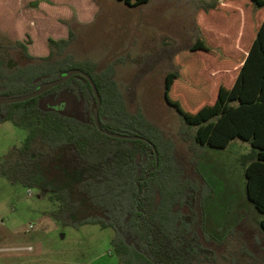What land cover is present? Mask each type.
<instances>
[{
	"label": "trees",
	"instance_id": "16d2710c",
	"mask_svg": "<svg viewBox=\"0 0 264 264\" xmlns=\"http://www.w3.org/2000/svg\"><path fill=\"white\" fill-rule=\"evenodd\" d=\"M149 1L123 2L138 6ZM199 9L204 14L199 22L193 18L194 40L170 55L164 94L179 112L183 135L193 147L224 149L237 137L249 142L252 150L241 156L245 194L261 214L258 225L264 233V0H222L221 4L214 0ZM223 10L230 11L224 14L226 18L220 15ZM245 29L251 31L248 41ZM73 38L72 31L66 38H48L45 56L29 53L22 40L7 46L0 41V95H24L41 82L79 69L91 77L101 98V129L93 118V90L82 73L36 97L0 105V123L9 120L28 129L21 144L13 148L15 159L0 163L1 172L7 173L22 158L32 159L39 152H61L63 158L55 167L62 176L72 167L86 175L75 188L50 197L58 202L55 217L71 221L66 215L78 208L71 199L76 192L87 203L83 211L90 212L72 221L73 225L113 228L111 244L120 264H200L211 253L207 243L215 240L204 226L210 185L197 163L194 176L186 172L172 139L159 127L140 110L127 109L114 78V62L98 70L96 61L77 60L65 53ZM4 47L15 51L23 62L8 67L1 51ZM216 65L237 67L230 84L217 85L209 77L207 72ZM101 130L142 138H115Z\"/></svg>",
	"mask_w": 264,
	"mask_h": 264
},
{
	"label": "rangeland",
	"instance_id": "374dc122",
	"mask_svg": "<svg viewBox=\"0 0 264 264\" xmlns=\"http://www.w3.org/2000/svg\"><path fill=\"white\" fill-rule=\"evenodd\" d=\"M123 1L0 0V41L7 46L19 39L32 55L45 56L48 38H66L72 31L74 38L65 53L77 60L96 61L98 70L114 62V78L127 109L140 110L171 138L186 172L194 176L197 163L211 187L204 202V226L215 240L207 243L211 253L200 264H264V233L258 225L261 214L246 197L241 160L252 150L251 145L237 137L224 149L193 147L183 135L179 112L164 94L170 55L176 47L194 40L193 18L199 22L204 14L199 8L214 0H150L138 6ZM130 1L132 5L134 0ZM227 10L220 15L228 16ZM243 34L245 41L251 38L249 29ZM1 51L8 67L23 62L15 51L5 47ZM232 55L240 54L228 56ZM218 67L207 72L209 77H214L217 85L230 84L237 67ZM27 133L26 126L9 120L0 123V163L15 159L13 148ZM62 158L61 152H39L32 159L22 158L7 173L0 167V264H120L111 244L113 228L73 225L72 221L90 212L83 211L87 203L75 191L71 199L78 208L66 215L71 221L53 215L58 202L50 197L75 188L86 175L72 167L62 176L55 167Z\"/></svg>",
	"mask_w": 264,
	"mask_h": 264
},
{
	"label": "water",
	"instance_id": "95a60500",
	"mask_svg": "<svg viewBox=\"0 0 264 264\" xmlns=\"http://www.w3.org/2000/svg\"><path fill=\"white\" fill-rule=\"evenodd\" d=\"M75 73H82L88 79V81L91 85V88L93 90L94 97L96 100L93 118H94V122H95L97 128L101 129L99 121H98V110H99V106L101 104V98H100L99 93L97 91L96 85L93 82V80L91 79V77L87 73H84L79 69H69L66 72L62 73V75L57 79L41 82L38 85L37 89H35L34 91H32L30 93L24 94V95L14 96V97H6L4 95H0V105H5V104H10V103H15V102H21V101H25V100H28L30 98L36 97V96L46 92L47 90L64 83ZM101 131L103 133H105L111 137H115V138H122V139H140V138H142L139 136L125 135V134H119V133H111V132H108L106 130H101Z\"/></svg>",
	"mask_w": 264,
	"mask_h": 264
}]
</instances>
